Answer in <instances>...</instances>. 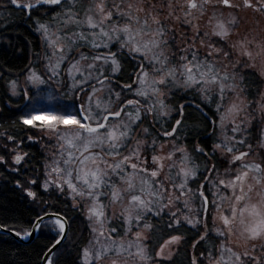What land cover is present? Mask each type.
Here are the masks:
<instances>
[{"label":"snow or ice","instance_id":"obj_1","mask_svg":"<svg viewBox=\"0 0 264 264\" xmlns=\"http://www.w3.org/2000/svg\"><path fill=\"white\" fill-rule=\"evenodd\" d=\"M241 8L264 14V0L0 4V12L30 20L43 46L22 73L27 87L5 82L6 93L20 97L10 127L42 135L0 132V165L19 173L31 155L25 140L47 139L40 187L69 200L88 227L81 244L68 235L70 217L44 211L29 229H9L22 239L54 233L43 264H65L73 250V264H176L184 225L202 229L193 249L211 245L185 253L188 264H264V91H252L264 84V32L241 29ZM125 61L134 67L121 83ZM48 88L56 94L45 96ZM178 92L190 101L170 106ZM42 99L55 107H38ZM186 107L203 125L188 133L191 151L180 134ZM206 132L210 146L199 139ZM38 180L14 184L35 202ZM163 217L166 239L153 222Z\"/></svg>","mask_w":264,"mask_h":264},{"label":"trees","instance_id":"obj_2","mask_svg":"<svg viewBox=\"0 0 264 264\" xmlns=\"http://www.w3.org/2000/svg\"><path fill=\"white\" fill-rule=\"evenodd\" d=\"M2 3H4V0H0V4ZM43 9L41 8L39 11L41 12ZM36 15L37 13L33 12V16L35 17ZM8 24L11 26H6ZM0 30H2L0 31V76L3 77V79H0V132L8 129L10 133L15 131L20 136L31 135L34 138H39L34 129L25 132L21 131L19 125L15 129L10 127L19 115L15 106L20 103V98L11 96L9 92L6 93L7 85L5 82L9 79L18 80V78L22 77L25 69L36 59L33 53H42L40 36L33 30L31 21L23 16L20 11H16L12 15L0 12ZM133 67V62H124L121 83L127 82L128 75L133 71ZM120 76L121 74L118 73L116 78L120 79ZM256 87L261 89L262 84L253 85V92H255ZM247 97L250 100L256 98L253 96ZM190 99V96H185L182 92H178L169 103L170 105L173 103L187 104ZM185 114L187 119L185 120L186 126L180 133L182 137L188 135L190 131L193 135L195 134L193 125L203 127L200 123L202 120L200 113L195 112L190 107H186ZM173 117H175V113H173ZM171 122H174V120H169V123ZM161 123H164V121H161ZM199 139L202 144L208 146L213 142L212 139L208 138L207 132L200 136ZM2 142L0 141V143ZM181 142L186 144L189 151H191L192 144L195 141L192 135H188V139H182ZM42 144L43 140H40L39 143L25 140L22 150L29 152L31 155L22 166H17L21 168L19 173L10 170L12 167L10 163L0 165V224L7 225L6 228L8 229H29L31 227L30 222L35 218L37 213L43 215L44 211L50 213L59 211L71 218V227L68 232L69 237L83 244L88 237V227L83 217L70 207V201L65 197L51 194L50 191L45 192L40 187V183L43 181V163L46 158ZM21 176H28L30 178L39 176L37 185L32 187V190L38 194L35 202L31 198H27L14 184V180L19 179ZM192 186L195 187V185ZM45 201L46 203H44ZM166 219L167 217H163L153 221L158 224V228L165 239L167 238V234L165 233H171V230H165ZM198 230L202 231L198 226L194 227L191 225H184L180 228V234L185 236V240L181 246L179 256L176 257V264H188L185 253L192 254L195 252L198 254L204 251L206 247L211 246L210 243L205 242L198 245L196 249L192 248L193 243L197 240L196 233ZM52 235L54 233L48 229H44L38 231L37 236L31 242L21 243L11 235L0 233V264H42V260L40 259L41 249L49 242ZM65 243H68V241H65ZM63 259L65 264H73L75 250L72 251V255L65 256Z\"/></svg>","mask_w":264,"mask_h":264},{"label":"rangeland","instance_id":"obj_3","mask_svg":"<svg viewBox=\"0 0 264 264\" xmlns=\"http://www.w3.org/2000/svg\"><path fill=\"white\" fill-rule=\"evenodd\" d=\"M233 3H242V0H232ZM45 9H43L41 12H43ZM239 16L244 17V21L241 24V29H243L244 24H249V25H258L256 27V31L258 32H264V14H259V13H254L251 9H244L241 8L240 12H239ZM43 54V46H42V53ZM18 91H20L21 89H23L24 87H27V85L25 84L24 81V75L20 78H18ZM42 88H45V86H41ZM261 90L264 91V84H262ZM36 89L33 88L32 89V93L35 94ZM51 92L53 95H55V90L52 88H48L45 89V96ZM10 93V92H9ZM11 94V93H10ZM15 98H20L19 96H13ZM257 98V97H256ZM248 100H250L247 97ZM258 99V98H257ZM27 103V101H24ZM170 100L167 101V103L170 105ZM56 102L52 101L49 102L47 99H42L40 101V104L38 105V107L43 106V107H48V108H53L55 107ZM171 106V105H170ZM35 130V129H34ZM36 134L40 137L42 134L40 132H38L37 130H35ZM48 140L47 139H43V145L47 144ZM253 144H255V141H252ZM44 153L46 155V149L44 148ZM46 159V158H45ZM50 213V212H49ZM47 221V220H46Z\"/></svg>","mask_w":264,"mask_h":264},{"label":"water","instance_id":"obj_4","mask_svg":"<svg viewBox=\"0 0 264 264\" xmlns=\"http://www.w3.org/2000/svg\"><path fill=\"white\" fill-rule=\"evenodd\" d=\"M49 219H50L49 217H45V220H49ZM51 219H54V217H52ZM0 233L11 235L15 240H17L21 243H29L37 236L38 231L34 232L31 237H27V238H23V239L20 237H16L13 232L9 231L8 228H0ZM42 264H43V262H42Z\"/></svg>","mask_w":264,"mask_h":264}]
</instances>
